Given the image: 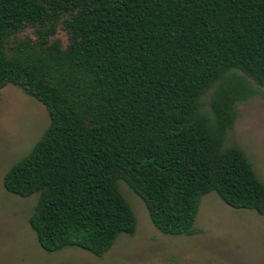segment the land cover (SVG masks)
Returning <instances> with one entry per match:
<instances>
[{"label":"trees","instance_id":"trees-1","mask_svg":"<svg viewBox=\"0 0 264 264\" xmlns=\"http://www.w3.org/2000/svg\"><path fill=\"white\" fill-rule=\"evenodd\" d=\"M7 85L49 117L3 177L38 194L28 224L46 253L102 258L133 236L119 181L168 236L201 233L209 193L264 216V185L224 146L236 104L264 91V0H0V97Z\"/></svg>","mask_w":264,"mask_h":264},{"label":"rangeland","instance_id":"rangeland-1","mask_svg":"<svg viewBox=\"0 0 264 264\" xmlns=\"http://www.w3.org/2000/svg\"><path fill=\"white\" fill-rule=\"evenodd\" d=\"M63 45V32L56 35ZM209 96L202 111L210 113ZM236 119L224 140L225 147L241 149L264 185V91H256L236 104ZM49 125L45 107L13 85L0 97V264H264V216L235 210L215 193L200 200L194 236H168L159 232L143 202L122 181L118 187L136 217L133 236L121 235L113 247L97 258L68 248L46 253L28 224L38 194L21 198L3 186L7 170L26 156Z\"/></svg>","mask_w":264,"mask_h":264}]
</instances>
